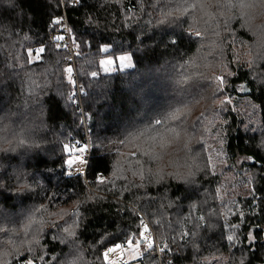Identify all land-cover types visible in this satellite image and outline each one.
I'll return each mask as SVG.
<instances>
[{
    "label": "trees",
    "instance_id": "obj_1",
    "mask_svg": "<svg viewBox=\"0 0 264 264\" xmlns=\"http://www.w3.org/2000/svg\"><path fill=\"white\" fill-rule=\"evenodd\" d=\"M204 3L0 0V208L10 212L9 218L0 217V247L11 256L10 264L31 257L28 252L35 254L36 264H107L106 250L143 240L142 217L164 247L161 261L149 251L146 263L205 264L207 255L228 252L223 229L202 225L213 215L200 216L190 208L209 202L203 194L214 193V184L204 178L187 183L174 171L163 176L148 171L156 167L152 149L157 145L161 153L190 163L219 138L234 158H254L249 165L259 172L261 200L259 212L243 221L240 249L247 254L241 264H264V17L257 24L241 23L242 15L226 13L225 4L212 3L205 12ZM64 16L78 43L81 101L73 99L67 53L51 40L52 20ZM229 24L238 37L252 41L250 49L233 47L232 37L221 34ZM41 46L43 61L31 63L28 51ZM125 54L133 57L132 69L102 70L103 58ZM238 84L244 86L242 94L234 89ZM232 94L255 106L245 113L256 116L247 122L255 131L243 127L233 112L222 118L221 104L213 109L216 99ZM194 110L188 131L198 138L174 148L172 137L188 125ZM88 145L85 168L68 175L66 148ZM99 174L104 178L98 182ZM190 213L199 230H193ZM51 224L58 225L56 236L63 244L53 238L55 229L53 235L47 232ZM248 228L256 239L252 246ZM26 232L34 239L35 233L46 235L44 258L36 255L35 245L24 246ZM241 251L228 252V264H239Z\"/></svg>",
    "mask_w": 264,
    "mask_h": 264
},
{
    "label": "rangeland",
    "instance_id": "obj_2",
    "mask_svg": "<svg viewBox=\"0 0 264 264\" xmlns=\"http://www.w3.org/2000/svg\"><path fill=\"white\" fill-rule=\"evenodd\" d=\"M196 2L197 1H195L194 4ZM215 2L225 4L226 13H231L232 10H234V12H239L242 15L241 17L244 21L243 22L240 20L241 23H245V21L247 20L251 24H257L258 22H260L261 18L264 17V8L262 7L264 4V0H205V12H207L210 9L211 4ZM235 21L239 22L237 21V19H235ZM221 34L227 35V37H232V39H230V42L233 44V47L237 46L240 50L250 49V47H252V41H250L246 37H238L236 34H234V31L232 32L230 24L228 26H222ZM230 42L225 41L223 43V47L228 50V43ZM103 50L106 51L109 50V48L103 47ZM129 55L131 57V60H128L127 63H124V61L127 59L128 54L118 57L109 56L103 58L100 63L102 70L106 73H114L118 70L125 71L132 69L134 66V61L132 55ZM210 58L214 59V57ZM31 59H36L35 51L33 52V57ZM227 66L229 67L230 65ZM226 75H231V72L227 71ZM198 84L197 86L203 88L202 84ZM235 87L234 89L237 90L239 94L243 93L244 89L241 84L235 85ZM215 94L218 95L217 92H215ZM220 104L222 105L223 110L219 111L218 113L222 115V118L223 116H225L227 120V118L230 117L231 112H233L235 113V115H237L238 118L241 119V121L243 122V127L245 128L246 126H251V124L249 125L247 123L248 121L256 118V116L249 117L245 115V113L249 111V109L255 108L253 103L248 99L238 98L237 95L234 94H232V96L230 97H228V95H224L219 100L216 99L213 109H215V107H218V105ZM199 105H201V101H199L197 106ZM196 111L197 110L191 112V115L188 118V125L184 124L178 130L175 137H172V145H174V148L181 146L186 147L187 145L193 143L194 137L198 138L196 135H194L193 131H188V128L192 127V120L195 117ZM226 120L224 119V121ZM248 130H250V127L248 128ZM253 131H255L254 127ZM262 143L264 146V140ZM159 146L161 145H157V148L155 147L152 149L154 150L152 154L155 158H157L156 167H148V171L159 172L160 176L169 175L170 173L174 175V171L181 176L183 181H187V183L189 180L197 181L204 178L206 180H209L211 184H214V193L205 192L203 194L204 198L209 200V202L199 201L197 204L192 205L190 208L193 213L197 212L200 216H204V214L202 213H206L208 216L213 215L212 217H209L211 218V222H208V218L207 222H204L205 224L202 225L211 229L212 231H220V229L222 228L225 234L224 239L228 245H226L228 247V252L231 253L234 249L236 250V252L243 250L238 254L237 258L239 260V264L243 263L247 254V250L240 249L241 241L243 239V233L241 232V230H244L243 221L245 217L247 218L254 216L253 213L259 212V205L261 200V197L256 193V184L259 178V172L255 169V167L249 165L250 159L242 157L234 158L233 155L228 153L227 145L224 140L221 141L220 138L218 140H215L213 144L207 146L205 150H203L204 152L201 157L196 156L192 161H190V163H185L184 159L177 158V155L172 156L161 153L160 149L158 148ZM161 149L164 152H168V147L162 146ZM66 150L70 154L67 162L69 172L71 173L72 170H74L75 172L82 171L86 166L83 161L84 153L87 149L85 150L82 147L78 146H68ZM138 172L141 173V170ZM107 179L110 180L109 177L106 178V180ZM16 180L22 187L26 186V184L21 180V177H17ZM253 195H255V199L253 198ZM204 203L206 204L203 205ZM211 204L213 206H211ZM207 207H210V212H207L205 210ZM8 213L10 212L4 210V208H0V217L9 218L10 216H6L8 215ZM193 213H190L189 215L190 224L195 231L199 230V226L197 222H194L191 219ZM62 221L63 220H61V222ZM0 224H3L2 219H0ZM248 224L249 223L246 222V225ZM182 225L184 227V224ZM47 229V232L50 231L49 234L54 232L55 229L56 234L53 235L52 233L53 238L56 241H59L61 244L64 243L63 240H59L56 236L59 230L57 224H51ZM245 231L247 245L252 246V244L256 243L255 236L254 240L252 237V233L254 232L253 228H248V230L245 229ZM44 235H41V232L35 233V239L27 232L21 235V240L24 246L27 245L32 247L35 245L36 247L34 249L36 251V255L41 254V259L46 255L42 250L41 243L43 241ZM142 241L143 242H141L140 240L136 242L129 241L125 244L115 245L116 250H113L114 246L109 248L108 250H106L108 251V255H104L106 263L154 264L146 263L144 257L146 253L150 251V256L152 258H155V255H157L159 260L158 250L155 247L154 240L152 238H146ZM158 245L160 248V253L163 256L164 247L162 248L159 242ZM228 252H225L223 254H213L212 256L207 255L203 258V262L205 264H228L230 262V254ZM211 253H214V251ZM26 255L31 257H26V259H24L25 261L21 259V262L24 261V264H36L35 254L33 255L32 252H28V254ZM10 257V255L6 257V253H3L2 248L0 247V264L2 262L3 264H10ZM21 262L19 264H21Z\"/></svg>",
    "mask_w": 264,
    "mask_h": 264
},
{
    "label": "built area",
    "instance_id": "obj_3",
    "mask_svg": "<svg viewBox=\"0 0 264 264\" xmlns=\"http://www.w3.org/2000/svg\"><path fill=\"white\" fill-rule=\"evenodd\" d=\"M61 22L62 23L60 25L52 26L51 40L58 41L61 44L62 48L67 53V56L64 59V64L68 67L70 71V81L75 82L74 84L75 94L78 100L81 101L83 87L79 83L78 74H77V67H76L77 50L74 45L70 27L68 25V21L65 16L61 19ZM84 159H86V161L90 159V146L89 145L87 147V150L84 153ZM74 172L75 171L72 170V173ZM141 228H142V238L143 239L152 238L154 240L155 247L158 250L159 260L161 261L160 248L156 241V235H155L154 229L151 223L145 217H142Z\"/></svg>",
    "mask_w": 264,
    "mask_h": 264
},
{
    "label": "snow or ice",
    "instance_id": "obj_4",
    "mask_svg": "<svg viewBox=\"0 0 264 264\" xmlns=\"http://www.w3.org/2000/svg\"><path fill=\"white\" fill-rule=\"evenodd\" d=\"M61 23H62V22H61V20H60L59 18H55V19L52 20V22H51V26H57V25H60ZM161 23H163V20H161ZM72 39H73V42H74V43H77L76 38H75L74 36L72 37ZM87 43L89 44V47H90V46H91L90 43H89V42H87ZM77 45H78V43H77ZM102 47H107V46H102ZM109 51H110V49H109ZM33 52H34V51H32V50H29V51H28V56H29V59H30L31 63H33V62H35V61H43V58H44V55H45V48H44L43 46H41L39 49H37V50L35 51V57H36L35 61L31 59V58L33 57ZM128 60H131V57H130L129 54H128V56H127V59L124 61V63H127ZM131 66H132V65H131ZM71 83H72L73 86H74L75 82L72 81ZM75 95H76L75 92H73V99H75ZM87 119H88V121H89L90 117H87ZM80 123L83 125V121H80ZM158 123H159V121H158ZM21 143H23V141H21ZM250 161H251V162H254V158H251ZM83 163L86 165V159H84ZM65 167L67 168V165H66ZM85 172H86V171H85ZM67 174H68V175H71V173H70L69 171L67 172ZM82 175H85V173H83ZM97 178H98V182H99V180H101V179L103 178V175H102V174H99V175L97 176ZM253 198L255 199V195H253ZM253 214L255 215V213H253ZM251 233H252V232H251ZM252 237H253V240H254L253 233H252ZM113 250H116L115 246L113 247ZM104 255L107 256V255H108V251H106V252L104 253ZM21 257H23V256H21ZM21 257H19L20 262H21ZM24 261H25V260H24ZM24 261H22L21 264H24Z\"/></svg>",
    "mask_w": 264,
    "mask_h": 264
},
{
    "label": "flooded vegetation",
    "instance_id": "obj_5",
    "mask_svg": "<svg viewBox=\"0 0 264 264\" xmlns=\"http://www.w3.org/2000/svg\"><path fill=\"white\" fill-rule=\"evenodd\" d=\"M244 88V86H242Z\"/></svg>",
    "mask_w": 264,
    "mask_h": 264
},
{
    "label": "water",
    "instance_id": "obj_6",
    "mask_svg": "<svg viewBox=\"0 0 264 264\" xmlns=\"http://www.w3.org/2000/svg\"><path fill=\"white\" fill-rule=\"evenodd\" d=\"M141 242H143V241H141Z\"/></svg>",
    "mask_w": 264,
    "mask_h": 264
}]
</instances>
